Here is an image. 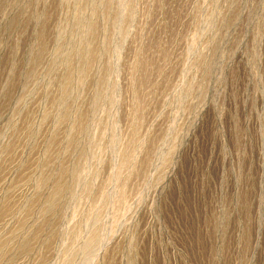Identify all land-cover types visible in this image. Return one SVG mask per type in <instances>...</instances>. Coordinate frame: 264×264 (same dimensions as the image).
<instances>
[{
	"label": "rangeland",
	"instance_id": "374dc122",
	"mask_svg": "<svg viewBox=\"0 0 264 264\" xmlns=\"http://www.w3.org/2000/svg\"><path fill=\"white\" fill-rule=\"evenodd\" d=\"M0 264H264V0H0Z\"/></svg>",
	"mask_w": 264,
	"mask_h": 264
}]
</instances>
